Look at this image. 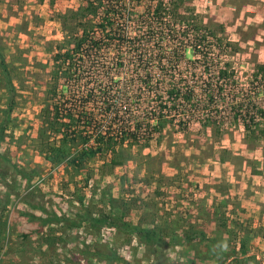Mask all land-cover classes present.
<instances>
[{
    "label": "rangeland",
    "instance_id": "374dc122",
    "mask_svg": "<svg viewBox=\"0 0 264 264\" xmlns=\"http://www.w3.org/2000/svg\"><path fill=\"white\" fill-rule=\"evenodd\" d=\"M158 1L163 3V18L170 29L160 34L161 55L168 57L178 47L180 58L177 64L161 63L172 79L170 83L180 81L181 87L194 88L197 93L207 84L222 88L215 96L219 111L251 96L263 113L264 35L249 30L253 24L242 17L261 9L264 14V8L257 4L247 7L240 4L241 0H133L130 2L136 4L135 12L127 13L124 24L130 36L151 38L152 44L160 38L154 33L162 30L153 29L150 35L145 24L135 22L133 16L145 14L150 4ZM80 3L8 0L7 7H16V12L0 5V53L12 68L15 89L5 120L9 99L0 81V123L5 124L0 141V212L9 215L10 222L5 248L0 250V264H264V178L254 177L248 187L234 180L226 182L227 166L216 161L226 147L236 156L259 159V149H248L262 145L264 151V142H244L241 124H226L219 135H211L208 125L199 130L197 124L170 113L159 120L162 127L157 141L135 146L122 164L111 165L93 157L73 168L43 160L37 151L43 127L39 114L45 105L51 50L69 35L68 29L67 33L62 30L58 14L75 10ZM193 26L205 27L223 44L217 47L214 38L206 35L207 41L193 48L194 42L187 38L195 30ZM203 30H197L199 38L205 35ZM221 70H225L223 77ZM185 121L187 132H183ZM45 134L50 143L58 137ZM229 184L232 186L227 193ZM215 187L227 194L224 198L229 202L226 212L231 210L226 213L230 232L215 233V222L221 221L219 217L215 221L207 212ZM200 208L202 211L197 213ZM101 212H124L125 221L142 225H148L156 214L167 223L169 231L163 244H143L124 230L117 231L109 241L110 231L115 230L112 226L99 224L98 230L87 225L89 213L96 216ZM26 213L35 218L30 220ZM47 214L65 220L44 225V233L53 235L54 240L52 246L44 248L36 229L42 222L38 218ZM189 225H194L191 231H204L216 241L195 238L176 244L175 226L180 227L178 233ZM235 231L246 233L250 239L245 254L234 244Z\"/></svg>",
    "mask_w": 264,
    "mask_h": 264
},
{
    "label": "trees",
    "instance_id": "16d2710c",
    "mask_svg": "<svg viewBox=\"0 0 264 264\" xmlns=\"http://www.w3.org/2000/svg\"><path fill=\"white\" fill-rule=\"evenodd\" d=\"M130 1L128 3L126 0H80L81 3L75 10L58 14L62 30L67 33L68 29L69 35L56 43L54 51L51 50L52 64L48 71L49 83L45 105L39 114L43 127L37 151L43 160L53 165L73 168L93 157L105 159L111 165L122 164L131 155V150L135 146L147 145L152 139L157 141L162 127L159 120L170 113L173 117H185L189 124L190 122L197 124L199 130L208 125L211 128V135H219L226 124L237 123L243 127L246 142H256L259 138H264V130L261 128L262 109L254 104L251 96L235 101L232 105H226V108L219 111L215 96L219 91L222 92V88L207 84L197 93L194 88L181 87L180 81L170 83L172 79L164 72L165 68L161 63L177 64L180 58L177 55L178 47L171 50L168 57L161 55L163 49H159V43L161 44L163 39L160 34L170 30L168 22L163 18V3L158 1L150 4L145 14L133 13L135 22L141 20L150 35L153 29L162 30L154 33L160 38H156L152 44L151 38L132 37L124 29L127 27H124V24L128 20L126 15L132 12L136 5ZM173 1L177 3L181 0ZM193 28L195 30L192 35L187 34V38L190 37L189 39L195 43L192 45L193 48L200 42L207 41L206 35L212 37V40L214 38L217 47L223 44L222 39L215 37L211 31L206 32L205 27ZM201 28L204 29L205 35L199 38L197 30L201 31ZM176 34L173 35L175 40ZM137 45L141 48H137ZM150 45L155 46V49H147ZM202 55L205 58V53ZM131 56L136 58L130 59ZM11 70L0 53V81L4 82L9 99L5 108V120L10 114L12 103L10 101L15 93ZM122 70L124 72H121ZM219 73L223 77L225 70ZM186 121L183 127L186 129H183V132L188 131ZM4 125L2 121L0 141ZM45 133L58 137L50 143ZM201 133L200 131L197 134ZM220 152L219 160L222 161L228 152L225 149ZM233 159L239 160L242 157L234 156ZM31 177L26 176V182ZM215 190L223 193L218 187H215ZM227 202L223 197L219 201L213 199L207 211L215 221L218 217L221 221L215 222L217 234L230 232L226 213L231 210L226 212ZM117 210L115 207V213ZM196 211L198 213L202 209ZM115 213L110 212L106 215L101 212L96 216L89 213L87 221L89 229L99 230L100 227L97 226L99 224L112 226L115 230L110 231L112 238L109 241L117 231L124 230L134 234L143 244L164 243L163 240L169 231L168 226L160 217L156 218V214L152 215L150 221L148 219V225H142L143 222L133 224L125 221L124 212ZM163 213L166 217V213L164 211ZM26 216L30 220L35 218L33 214L26 213ZM38 220L42 221L41 227L36 229L41 235L40 245L44 248L52 246L53 235L47 231L44 233L42 228L53 222H64V217L47 214ZM71 224L73 223H69L70 226ZM193 226L181 227L178 233L176 229L180 227L175 226V243L183 240L193 241L195 238H202V242L216 241L204 231H191ZM9 227V215L0 212V250L5 248ZM233 234L236 235L234 244H238L240 252L245 254L246 244L250 240L248 235L240 231Z\"/></svg>",
    "mask_w": 264,
    "mask_h": 264
},
{
    "label": "crops",
    "instance_id": "0c3cea01",
    "mask_svg": "<svg viewBox=\"0 0 264 264\" xmlns=\"http://www.w3.org/2000/svg\"><path fill=\"white\" fill-rule=\"evenodd\" d=\"M245 4L247 7L252 6L257 4V5H261L262 8H264V0H241L240 4ZM8 4V0H0V5H4V8L6 10H13V12H16V7L13 8L12 6L7 7ZM9 8V9H8ZM248 10V9H246ZM262 10V9H261ZM261 10H257L255 11L253 14H245L242 19L245 20V22H249L251 21V23L253 24L251 27H249V30H252L253 32H260L261 35H264V14L262 13ZM18 12V11H17ZM261 40H264V36H261ZM262 53H264V49H261ZM261 68H264V65H261ZM264 100V99H263ZM254 102V101H253ZM258 101H256L257 103ZM258 106V105H257ZM258 108H260L258 106ZM263 111V110H262ZM264 113V112H263ZM262 117H264V114L262 115ZM262 121L264 122V120L262 119ZM239 128V127H238ZM241 131L240 133H242V136L244 138V131H243V127L241 126ZM261 128L264 130V125L261 126ZM240 130V129H239ZM241 136V137H242ZM259 143L260 142H264V138L258 139ZM244 142L245 138L243 139ZM259 149V159H257L256 157H245L244 155L239 154L238 156L242 157V159H233L234 156H236L232 150H230L229 148L226 147L225 150H227L228 154H225L223 160H219V158L216 160L217 163L221 166H227V173L229 174V176L226 177L225 181L226 182H231V181H235V182H239V184H243L246 185V187H248V185L252 182V180H255L254 177H263L264 178V151H263V146L259 145L257 147H253L251 149H248L251 151ZM262 170V171H260ZM239 172V173H236ZM246 176V181L243 180V177ZM250 177V179L248 177ZM239 178V179H238ZM262 185L264 187V180H262ZM232 185L229 184V187L227 188V193L229 188ZM241 190V189H240ZM214 200L215 201H219L222 197H227L226 193H222L220 194L219 192H217L214 188ZM241 192H243V189L241 190ZM247 193L249 195H251L250 192H244ZM219 195V196H218ZM216 196H218V199L216 198ZM228 201V199H226ZM229 202H227L228 205ZM263 205V204H262ZM227 208V207H226Z\"/></svg>",
    "mask_w": 264,
    "mask_h": 264
}]
</instances>
